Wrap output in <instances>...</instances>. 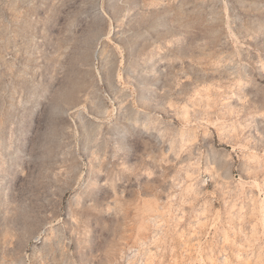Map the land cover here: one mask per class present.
<instances>
[{"label":"rangeland","instance_id":"rangeland-1","mask_svg":"<svg viewBox=\"0 0 264 264\" xmlns=\"http://www.w3.org/2000/svg\"><path fill=\"white\" fill-rule=\"evenodd\" d=\"M0 264H264V0H0Z\"/></svg>","mask_w":264,"mask_h":264}]
</instances>
